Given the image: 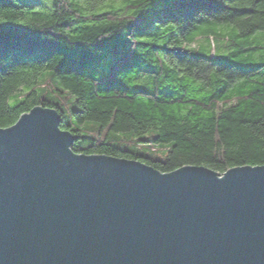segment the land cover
<instances>
[{"label": "trees", "instance_id": "16d2710c", "mask_svg": "<svg viewBox=\"0 0 264 264\" xmlns=\"http://www.w3.org/2000/svg\"><path fill=\"white\" fill-rule=\"evenodd\" d=\"M0 21V127L42 105L77 153L264 164V0H0Z\"/></svg>", "mask_w": 264, "mask_h": 264}, {"label": "water", "instance_id": "95a60500", "mask_svg": "<svg viewBox=\"0 0 264 264\" xmlns=\"http://www.w3.org/2000/svg\"><path fill=\"white\" fill-rule=\"evenodd\" d=\"M36 105L0 127V264H264V164L77 153Z\"/></svg>", "mask_w": 264, "mask_h": 264}, {"label": "rangeland", "instance_id": "374dc122", "mask_svg": "<svg viewBox=\"0 0 264 264\" xmlns=\"http://www.w3.org/2000/svg\"><path fill=\"white\" fill-rule=\"evenodd\" d=\"M23 3H25V4H30V3H32V2H39V3H42V4H47V2L49 1V0H21ZM214 26H216L217 28H220V29H222V28H229L230 29V31L232 30V31H234L235 29H234V27L233 26H231V25H225V24H218V25H214ZM206 40V38H199L198 39V44L200 45V44H205L204 43V41ZM216 42H217V40H215ZM218 43V42H217ZM216 43V47L215 48H219V45ZM211 44L213 45V42L211 41ZM202 48V50L203 51H205V50H207V47H206V45L205 46H201ZM9 102L10 103H12L13 102V100H9ZM70 106V104H69V102H67V103H65V104H63L62 105V107H63V111L65 112V120H66V117H67V113H68V107Z\"/></svg>", "mask_w": 264, "mask_h": 264}, {"label": "snow or ice", "instance_id": "6c2138e0", "mask_svg": "<svg viewBox=\"0 0 264 264\" xmlns=\"http://www.w3.org/2000/svg\"><path fill=\"white\" fill-rule=\"evenodd\" d=\"M169 2L173 5H180L182 3H187L188 0H169ZM0 23H4L3 21H0ZM3 42H4V36L3 34H0V46L3 45Z\"/></svg>", "mask_w": 264, "mask_h": 264}]
</instances>
